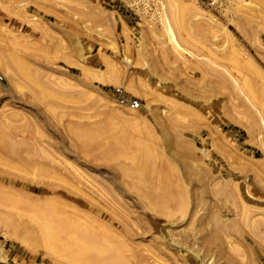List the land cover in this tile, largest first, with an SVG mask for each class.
<instances>
[{
	"label": "rangeland",
	"instance_id": "rangeland-1",
	"mask_svg": "<svg viewBox=\"0 0 264 264\" xmlns=\"http://www.w3.org/2000/svg\"><path fill=\"white\" fill-rule=\"evenodd\" d=\"M11 50L26 57L31 79L14 72ZM260 96L259 0H0V134L16 148L0 142V264H264ZM70 125L98 129L106 148L85 152ZM146 148L156 160L151 171L173 179L180 205L162 207L138 192L128 169ZM151 177L145 189L158 193ZM52 201L64 219L79 218V237L93 239L96 252L80 258L89 263L45 245L41 210ZM98 229L114 249H104Z\"/></svg>",
	"mask_w": 264,
	"mask_h": 264
},
{
	"label": "bare ground",
	"instance_id": "bare-ground-1",
	"mask_svg": "<svg viewBox=\"0 0 264 264\" xmlns=\"http://www.w3.org/2000/svg\"><path fill=\"white\" fill-rule=\"evenodd\" d=\"M260 1V3H261V5H262V8L264 9V0H259ZM167 18V17H166ZM167 31L169 32V34H170V37H171V40H172V42L174 43V44H176V45H178L177 44V40H176V37H175V35H174V33H173V30H172V28H171V25L169 24V22H168V20H167ZM15 51H17V50H11L10 52H7L8 54L7 55H9V53H11V55H9V64H12V67H14V72H16V74H18L19 76L21 75V77L23 78L24 77V79H26V80H29V79H31V76H30V69H29V66H28V64H26L27 62H25V58H22V57H24V56H19L18 54L19 53H21V52H17V53H12V52H15ZM6 56V55H5ZM5 56H3L4 58H5ZM8 56H6V58H7ZM6 58L4 59V60H2V62L4 63V62H6L7 60H6ZM2 59V58H1ZM27 61V60H26ZM4 64H7L8 65V62H6V63H4ZM6 65V66H7ZM11 66V65H10ZM242 67V66H241ZM238 81V80H237ZM244 81H246L247 82V80H244ZM244 81H242L243 83H244ZM238 83V82H237ZM240 83V82H239ZM238 83V84H239ZM248 83L249 84H251L252 82L251 81H248ZM241 85H243L244 86V84H242V83H240ZM247 84V83H246ZM245 84V87H247L249 90H250V93L249 94H252V92H251V88L255 91V89L253 88V87H251V85L249 86H247ZM253 84V83H252ZM240 86V85H239ZM243 86H241V89L243 88V91H245V92H247L245 89H244V87ZM246 88V89H247ZM256 92V91H255ZM258 92V91H257ZM255 94V93H254ZM253 95V94H252ZM259 95H262V93L261 94H259ZM251 96V95H250ZM249 95L247 96V93H246V97H250ZM261 97V96H260ZM250 99H252V98H250ZM249 99V100H250ZM256 100V98H253L252 99V101L253 100ZM262 101L260 102V104H262L263 103V101H264V99L261 97L260 98ZM199 100V99H198ZM208 100H210L209 98H208ZM255 100H254V103L250 100V102H252V104L250 103V105H252V106H256V103H255ZM256 101H258V99L256 100ZM204 102V101H203ZM258 102V103H259ZM201 105H203V104H201ZM70 123H72V121L70 122ZM76 122H74V124H75ZM81 126H82V124H80ZM70 126H72V125H70ZM86 127H88V126H86ZM91 128V127H90ZM89 128V130H87V129H84V128H82V127H78V126H72L71 128H69L68 127V129L71 131V133H73V135H75V136H72V134H69L68 133V135H69V137L71 138V137H73V140H74V137H75V139H80V141L82 142H80L81 144H82V146L84 147V148H82L83 150L84 149H86V151H88L89 152V150L91 149V147H94V144H96V148L98 147V145L97 144H99V143H101V144H103L104 145V142H105V138L104 139H102L101 141L102 142H97L99 139H98V137H101L102 136V134L101 135H99L97 132V130L98 129H96L95 131H94V128H93V130H91ZM66 130H68L67 128H65ZM68 130V131H69ZM97 131V132H96ZM99 131H101L100 129H99ZM103 132V131H102ZM101 132V133H102ZM67 133V132H66ZM5 134V133H4ZM3 134V136L1 135V137L2 138H0V142H1V144L3 145L4 144V146H7L6 144H8V143H10V141L8 142L7 141V143H6V139H8V137L7 138H5L6 137V135H4ZM71 135V136H70ZM99 135V136H98ZM104 135V134H103ZM4 137V138H3ZM9 140V139H8ZM113 140V139H112ZM75 141V140H74ZM100 141V140H99ZM108 142H114V141H108ZM116 142V141H115ZM122 142V140L120 141V142H118V145L120 146V143ZM79 143V142H78ZM123 143V142H122ZM1 144H0V147H1ZM11 144V145H10ZM9 144V146H10V149H9V146H7V148L9 149V150H13V148H15V146L12 144V143H10ZM75 144V143H74ZM73 144V145H74ZM115 145L117 144V143H114ZM78 145V144H77ZM100 145V144H99ZM106 145H108V143H106ZM125 145V144H124ZM124 145H122L121 144V146H123V147H126V148H124V149H128V151L131 149L129 146H124ZM76 146V145H75ZM105 146V145H104ZM13 147V148H12ZM77 147V146H76ZM79 147V146H78ZM101 148H103L102 146H100ZM110 147H112V146H110ZM110 147H108V149H115V148H110ZM122 147V148H123ZM127 147H129V148H127ZM5 148V147H4ZM3 147H2V149L3 150H5L6 151V148L4 149ZM12 148V149H11ZM96 148H93V150L95 151V149ZM105 148H106V146H105ZM117 148H121V147H117ZM117 148H116V150H114V151H117ZM77 149V148H76ZM78 149H80V148H78ZM77 149V150H78ZM81 149V151H82V153H83V150ZM98 150L100 149V148H97ZM96 149V150H97ZM15 150H16V148H15ZM97 150V151H98ZM102 150V149H101ZM147 152H145V151H143L144 153H146V154H143V152H141L142 153V155H141V153H140V156H142L141 158H136L135 156L133 157V158H131L132 159V161L133 162H135L136 163V167L134 168V169H128L127 167H126V169H128L129 171H131V177H135V178H132V179H137L138 181V184L136 185V188L139 190L138 192H140V190H141V192H142V194H143V196L145 197V198H148V199H150V201H151V199H154V200H156L157 201V203H159V205L160 206H162V207H171V208H169V209H172L173 207L172 206H174V205H180V203H181V199L178 197V194H177V190H176V188H175V186L172 184V183H174V181L171 183V181L173 180H170L169 178H168V176L165 174V172L163 173V172H161V169H159V170H157V171H151V169L153 170V168H152V166H153V164L155 163L156 164V162H154V161H156V160H154V159H152L153 157L151 156V155H149V153L151 154V152L150 151H148L147 150V148L145 149ZM85 151V150H84ZM85 151V152H86ZM127 151V152H128ZM78 152V151H77ZM99 152V151H98ZM104 151L102 150L100 153H103ZM133 152H135L133 149L131 150V153H133ZM7 153V154H6ZM6 153H5V155L7 156V155H9V157H10V155L11 154H9V153H12V155H11V157L13 158V156L15 155H13V153H16L17 154V152L16 151H14V152H8V150L6 151ZM79 153H81L80 152V150H79ZM81 153V154H82ZM129 153V152H128ZM139 153V152H138ZM88 154V153H87ZM104 154H106V152H104L103 153V157H104V160L103 161H105V156H104ZM108 154V153H107ZM115 154V153H114ZM118 154V153H117ZM119 154H120V152H119ZM124 153H122L121 152V154L120 155H123ZM130 155H132V154H130ZM134 155V154H133ZM16 157L18 156V155H15ZM14 156V157H15ZM82 156H83V154H82ZM85 156V155H84ZM88 157H91V156H89V155H87ZM92 156H96V155H92ZM101 156H102V154H101ZM107 156V158L109 157H111V154H110V156H109V154L108 155H106ZM112 156H115V155H112ZM127 156H129V155H127ZM127 156H125V154H124V156H123V159L125 158V157H127ZM97 157H99V155L98 156H96V158ZM87 158V157H86ZM85 158V159H86ZM95 158V157H94ZM93 158V159H94ZM102 158V157H101ZM108 158V159H109ZM112 158V157H111ZM114 158H116V156L114 157ZM118 158V157H117ZM120 158V157H119ZM118 158V159H119ZM83 159H84V157H83ZM87 159H89V158H87ZM86 159V160H87ZM92 159V158H91ZM121 159H122V157H121ZM86 160H84V161H86ZM95 160V159H94ZM99 160V159H98ZM111 161L113 160V159H110ZM153 160V161H152ZM88 161V160H87ZM86 161V162H87ZM100 161V160H99ZM109 161V160H108ZM110 161V162H111ZM114 161H118V160H115L114 159ZM127 160H126V158H125V162H126ZM128 161H130V160H128ZM92 163L94 162L95 163V161H91ZM98 161L96 160V163H97ZM152 162H153V164H152ZM90 163V162H89ZM91 163V164H92ZM118 163V162H117ZM130 163L131 162H129L128 164H129V166H130ZM119 164V163H118ZM118 164H116V165H118ZM152 164V165H151ZM93 165V164H92ZM96 165V164H95ZM131 165H133V167H134V165L135 164H131ZM159 165H164V164H159ZM119 166V165H118ZM165 166V165H164ZM168 166V165H167ZM120 167V166H119ZM118 167V168H119ZM154 167V166H153ZM155 167H157V166H155ZM160 166H158V168H159ZM163 167V166H162ZM161 167V168H162ZM120 168H122V167H120ZM130 168V167H129ZM131 168H132V166H131ZM117 169V168H116ZM125 169V168H124ZM169 169V168H168ZM70 171V170H69ZM74 172H77V171H74ZM121 172V171H120ZM151 172H152V174H151ZM40 173H42V171L40 172ZM39 173V174H40ZM43 173H45V172H43ZM71 173V172H70ZM73 173V172H72ZM80 173V172H79ZM46 174V173H45ZM120 174H122V173H120ZM49 175V174H48ZM80 175V174H79ZM125 175V174H124ZM123 175V176H124ZM151 175L152 176H154V179H153V181H155V178H157V179H159V180H157V182H158V184H159V187L158 188H160L159 189V191H158V193H154L152 190H150V189H145L146 187H145V182H147L146 180H149V179H152V177H151ZM155 175H157L156 177H155ZM169 175V174H168ZM77 176H78V174H77ZM76 176V177H77ZM84 176V175H83ZM122 176V178L124 179L125 177H123ZM127 176V175H126ZM171 176V175H170ZM75 177V178H76ZM79 177V180L81 179L80 178V176H78ZM172 177V176H171ZM54 179V178H53ZM127 179L128 178H126L125 180L127 181ZM75 180V179H74ZM77 180H75L74 182H76ZM82 181V180H81ZM80 181V182H81ZM78 183V182H77ZM135 184H136V182H134ZM61 185H62V183H60ZM60 184H59V186H60ZM66 184V183H65ZM80 184V183H79ZM148 185L150 184V183H147ZM155 184V183H154ZM58 185V184H57ZM56 185V186H57ZM64 185V184H63ZM82 185H83V182H82ZM82 185H80L81 187H82ZM127 185V184H126ZM150 185H152V187H153V184H150ZM157 185V184H156ZM55 186V185H54ZM58 186V187H59ZM128 186V185H127ZM158 186V185H157ZM61 187V189H62V187H65V185L64 186H60ZM59 187V188H60ZM80 187V188H81ZM178 187V186H177ZM71 188L72 187H70L69 189L67 188V190H70L69 191V193L71 194V193H73L74 195H75V193H76V195H78V191L77 192H73L74 190L72 189V191H71ZM74 188V187H73ZM79 188V189H80ZM57 189V188H56ZM100 189H104V187L103 186H101L100 187ZM120 189H122V188H120ZM126 189V188H125ZM66 190V189H65ZM99 190V189H98ZM105 190H106V187H105ZM122 190H124V188L122 189ZM129 190V189H128ZM108 191V190H107ZM101 192H102V190H101ZM106 192V191H105ZM131 192V191H130ZM66 193V192H65ZM106 193H108V192H106ZM68 194V193H67ZM181 194V193H180ZM75 195V196H76ZM104 195V194H103ZM110 196H109V198H112V195L111 194H109ZM83 196V195H82ZM182 196V195H181ZM180 196V197H181ZM69 197V196H68ZM84 197V196H83ZM105 197V196H104ZM137 197V196H136ZM143 197V198H144ZM82 198V197H81ZM85 198V197H84ZM106 199H107V197H105ZM83 199V198H82ZM87 201H88V199L87 198H85ZM113 199H114V197H113ZM112 199V200H113ZM138 199H139V197H138ZM137 199V200H138ZM84 200V199H83ZM108 200V199H107ZM111 199H110V201H112ZM141 200V199H140ZM113 201H116L115 199L113 200ZM142 201V200H141ZM56 202V201H55ZM54 201H52V203H55ZM142 202H144V201H142ZM60 203V202H59ZM59 203H55L54 205L55 206H50V207H45V208H47L46 209V211H44V210H41L42 212V216H43V218L45 219V221H47V223L45 224L44 223V225H43V229H42V232H43V239H44V242H45V245L47 244V246L48 247H50V248H52L53 249V251H56L57 253H60V254H63V255H68V258L70 257L72 260L74 259H80V258H84V257H89L90 258V256L88 255H86L89 251H91V249L94 247V249H92L93 251L96 249L95 248V246H93V239L91 238V240H89L90 238L89 237H87L86 235L88 234H86V233H83L84 234V236H85V238L86 239H84V238H82L81 236V234H77V232H76V230H77V227L78 226H76V220H79V218L78 217H76V215H74V213H73V215H74V217H76V218H78V219H76L75 221H74V218H72V219H70V216L68 215V217H69V219H67L66 217H65V219H64V214L62 213L63 212V210H62V212H58L56 209H57V207L59 206L58 204ZM91 203L93 204V202L91 201ZM112 203H114V202H112ZM146 201H145V204L144 205H146ZM149 204L151 203V202H148ZM147 203V204H148ZM152 203H153V201H152ZM58 206H57V205ZM88 204V203H87ZM86 204V205H87ZM118 204V203H117ZM116 204V208L115 209H117L118 207V205ZM47 205V204H46ZM45 205V206H46ZM51 205H53V204H51ZM60 205H62V204H60ZM119 205H121V204H119ZM151 205H155L154 203L153 204H151ZM157 206H158V204H156ZM88 206V205H87ZM91 206V205H90ZM96 205H94V207H95ZM113 206V205H112ZM123 206H125V204L123 205ZM142 206V205H141ZM64 207V209L66 208V210L67 209H70L69 208V206H68V208H67V206L65 207V205L63 206ZM71 207V206H70ZM114 207V206H113ZM112 207V208H113ZM119 207H121V206H119ZM126 207V206H125ZM147 207H148V205H147ZM43 208H44V206H43ZM54 208H55V210H54ZM73 207H71V210L73 211L74 210V208L72 209ZM76 208V207H75ZM124 208V207H123ZM122 207L119 209V210H121V209H123ZM156 208V207H155ZM114 209V208H113ZM112 209V211H114ZM117 209V210H118ZM145 209V208H144ZM66 210H64V211H66ZM91 210V209H90ZM119 210H118V212H119ZM124 210V209H123ZM125 210H126V208H125ZM124 210V213H127L126 211ZM150 210H152V206H151V209ZM160 209H158V211H159ZM164 210V209H163ZM44 211V212H43ZM57 211V212H56ZM76 211H78L77 209H75V212ZM93 211H94V209H93ZM129 211V210H128ZM147 211V210H146ZM156 211V210H155ZM121 212H122V210H121ZM160 212V211H159ZM158 212V213H159ZM169 212V211H168ZM77 213V212H76ZM79 213V212H78ZM81 213V212H80ZM79 213V214H80ZM123 213V212H122ZM130 214H132L131 213V211L129 212ZM151 213V212H150ZM153 214H154V211L152 212ZM157 213V214H158ZM61 214H63V217H62V215ZM67 214H68V211H67ZM115 214V213H114ZM119 214H120V212H119ZM128 214V213H127ZM152 214V215H153ZM156 214V215H157ZM83 216L85 215V213L84 214H82ZM65 216H67L66 215V212H65ZM88 215H86V217H87ZM102 216V215H101ZM132 216V215H131ZM155 216V215H154ZM168 216V215H167ZM62 217V218H61ZM85 217V216H84ZM111 217V216H110ZM172 217H173V215H172ZM171 217V218H172ZM89 217H87V218H85V220L86 219H88ZM107 218V217H106ZM122 220H123V217H120ZM154 218V217H153ZM157 218H159L158 216H157ZM160 218H162V217H160ZM159 218V219H160ZM169 218V217H168ZM170 218V219H171ZM104 219V218H103ZM174 219V218H173ZM88 220H90V219H88ZM111 220V219H110ZM114 220V219H113ZM120 220V219H119ZM118 220V221H119ZM165 220V219H164ZM80 221V220H79ZM108 221H109V219H108ZM159 221V220H158ZM167 221V220H166ZM173 221V220H172ZM89 222V221H88ZM92 222V221H91ZM126 222V221H125ZM169 222H171V221H169ZM157 223V222H156ZM167 223V222H166ZM78 224H82V223H78ZM84 224V223H83ZM82 224V225H83ZM107 224V223H106ZM116 224V223H115ZM171 224V223H170ZM85 225V224H84ZM84 225H83V228H85L84 227ZM158 225V224H157ZM80 226V225H79ZM86 226V225H85ZM110 226V225H109ZM118 226V225H117ZM116 226V227H117ZM88 227V226H87ZM86 227V228H87ZM107 227H108V225H107ZM106 227V228H107ZM110 227H113V226H110ZM110 227H108L107 229L105 228V226L103 227V228H105V229H103V231L105 230L106 232H108V229H111ZM79 228V227H78ZM85 228V229H86ZM82 229V228H81ZM115 229V228H114ZM117 229V228H116ZM62 230V231H61ZM78 230H80V228L78 229ZM87 230V229H86ZM101 230V229H100ZM167 230H169V229H167ZM65 231H66V233L68 234V231H69V234L67 235L66 233H65ZM90 232H91V229L89 230ZM103 231H101L102 232V234H101V232L99 231V229L97 230V232H100V235L103 237V240H104V235H103ZM17 232V231H16ZM81 232V231H80ZM83 232H85V231H83ZM95 232H96V230H95ZM96 232V233H97ZM167 232H169V231H167ZM171 232V231H170ZM169 232V233H170ZM109 233V232H108ZM65 234V235H64ZM98 234V233H97ZM110 234V233H109ZM67 235V236H66ZM79 235H81L80 237H79ZM94 235V234H93ZM92 235V236H93ZM106 235H107V233H106ZM111 235V234H110ZM91 236V235H90ZM108 236V235H107ZM171 235H169V237H170ZM98 237V236H97ZM101 237V238H102ZM80 238H81V240H84L82 243H80ZM108 238H109V236H108ZM107 238V239H108ZM112 238V237H111ZM110 238V239H111ZM29 239V238H28ZM109 239V240H110ZM172 239V238H171ZM102 240V239H101ZM102 240V241H103ZM106 240V239H105ZM104 240V241H105ZM93 241V242H92ZM101 241V242H102ZM172 241V240H171ZM109 242H112V241H108V243ZM103 243H105L106 244V246H107V248H104L106 251H110V250H108L109 248H113V246H111V247H109L108 248V246L109 245H111V243H109V245L106 243V241L105 242H103ZM98 244V243H97ZM97 244H95L96 246H98ZM114 244V243H113ZM177 244V243H176ZM178 245V244H177ZM173 246V245H172ZM177 247V246H176ZM115 248V247H114ZM113 248V249H114ZM119 248V247H118ZM100 246H99V248L97 247V250H98V252H101L100 250ZM119 250H122V249H120L119 248ZM119 250H117V251H115L114 250V253L112 254V256H114V254L115 253H117V252H119ZM95 252H96V250H95ZM200 252H202V251H200ZM110 253H112V251L110 252ZM123 253V252H122ZM126 253V252H125ZM89 254V253H88ZM97 254V253H96ZM100 254V253H99ZM105 254V253H104ZM103 254V257L105 256V255H107V254H105L104 255ZM118 254V253H117ZM200 254V253H199ZM128 255V254H127ZM98 256V255H97ZM122 256H123V254H122ZM122 256H119V257H122ZM125 256V255H124ZM129 256V255H128ZM127 256V257H128ZM139 256V255H138ZM99 257V256H98ZM103 257L101 256V258L99 257V261H101V260H103ZM107 257H108V259H110L109 258V255H107ZM118 257V258H119ZM134 257H135V255H134ZM133 257V258H134ZM199 257H201V256H199ZM203 257V256H202ZM95 256H94V258H93V261L95 260ZM105 258V257H104ZM117 258V259H118ZM123 258V257H122ZM125 258V257H124ZM136 258V257H135ZM106 259V258H105ZM108 259H106V260H108ZM126 259V258H125ZM84 261H82L81 259H80V261L81 262H83V263H89L90 262V260H88V261H86V258L85 259H83ZM114 260H116V258H111L110 259V261L111 262H109V260H108V263L109 264H112L113 262L112 261H114ZM119 260L121 261H123V259H120L119 258ZM129 260V259H128ZM92 261V260H91ZM96 261V260H95ZM98 261V260H97ZM117 261V260H116ZM116 261H114V264H116ZM119 262V261H118ZM93 263V262H92ZM103 264H106V262H102Z\"/></svg>",
	"mask_w": 264,
	"mask_h": 264
}]
</instances>
